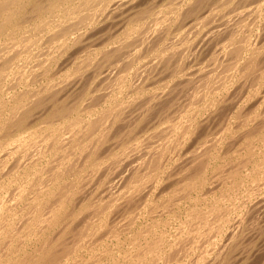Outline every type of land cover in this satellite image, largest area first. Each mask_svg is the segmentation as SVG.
<instances>
[{
    "label": "bare ground",
    "instance_id": "obj_1",
    "mask_svg": "<svg viewBox=\"0 0 264 264\" xmlns=\"http://www.w3.org/2000/svg\"><path fill=\"white\" fill-rule=\"evenodd\" d=\"M146 1L149 3V0H0V154L2 151L5 152L4 155H0V264H225L231 257L233 258L234 253L233 256L231 255L238 246L237 239H241L242 229L239 226L248 225L251 222L249 220L256 218L258 220L264 214V197L261 196L255 202L252 200L256 192L259 193L260 184L264 186V152L258 150L260 155L255 157V153L258 152H255V142L264 141V113L261 115L263 116L262 124L258 126L262 130L260 135H256L260 129L247 130L249 127L245 122L251 119L254 122L255 119L259 121L257 117L254 115V119L253 114L247 112L244 116L240 112L243 106L244 108L245 105L249 106L247 103L242 104L239 111L233 108L236 111L234 115L238 117L240 112L243 118L240 122L238 121L240 123L238 128L244 130L243 126L248 127L245 134L238 132L243 135L239 136L242 139L236 136L240 140L233 152L238 153L237 151L242 149L247 155L244 153L246 157H242L240 153L243 160L238 159L240 163L236 164L238 166L235 170L231 169L235 165H231V160L229 164L223 162L228 166L222 167L224 175L218 174V180L216 182L213 180L216 185L212 184L210 179L218 176L215 173L216 176L212 174L213 170L217 169V166L214 169L213 166L219 159L217 153L220 154L218 150L221 148L220 144L227 139L228 135H225V132L220 137H218L219 133L217 137L214 133L215 138L213 137L210 142L211 147L207 144L209 147L206 148V145L201 144L206 149L200 146L199 142L202 152L195 151L199 148L196 143L198 148L195 146V149L192 148L195 152L193 151V154L190 152L191 157H188V154L187 158H184L183 155L185 160L182 163L180 161V166L171 168L173 170L164 161L168 155L170 159L173 158L171 155L177 154L181 147H184L186 140L194 134L198 137V127L203 121L199 122L196 115L203 109L211 111L212 109H209L211 107L218 108L219 101L216 94H221L223 92L221 90L229 87L233 81L243 83L254 75L256 84H264V42L257 41L260 37L259 42L262 41L264 36L252 37L253 31L258 29L255 22L259 20V16H263L260 8L264 6V0H254V3L257 2V7L253 8L252 5L253 12H250L251 15L246 13V18L242 16L239 19L232 18L233 21L229 20L226 26L219 25L218 30L213 25L214 28L211 29H215L214 32L206 30L207 37L202 36L206 38H204L205 42L210 35L217 39L221 38L222 44H218L219 39L217 41L213 38L214 40L210 41L214 44L213 41L216 40L217 43L214 45L217 46L216 49L222 45L219 54L217 53V56L220 55L221 58H214L213 66L209 65L212 68L208 67L210 70L208 69L207 72L202 71L201 68L199 71L195 69L194 74L195 72H206V74L198 73L199 77L196 79L194 77V82L191 81L192 85L191 82H187L192 87L179 81L182 76L189 79L188 75L193 73L192 70L190 74H187V71L184 72L185 54L189 49L186 50L187 48L183 47L184 52L178 49L181 48L178 44L182 39L167 43L172 37V30L182 19L190 18V15L194 16L198 13V9L202 6L210 5L212 10L217 9L218 12L233 6L234 2L244 5L246 1H249L168 0L161 8L153 9L159 0H150L152 7L147 8L146 4V7L142 8L141 5L147 3ZM139 6H141L140 9ZM241 8L240 12L237 10L238 13L243 12ZM118 11H121L122 16L117 18L115 26L111 24L113 21L110 23L113 26L112 31L108 34L104 31L106 34H101L103 29L106 30V27L110 25L107 23L108 26L104 27L102 23L108 17L110 19V15H113L111 13L116 12L118 15ZM230 13L229 16H231ZM107 14L110 15L107 16ZM208 15L199 17L197 14L195 18L193 17L197 25L193 30L198 31L204 28L205 21L209 24L208 21L211 22L212 15ZM214 16L216 17V14ZM222 25L224 28L221 27ZM184 29H182L183 32ZM177 32L179 31L176 29L173 35ZM182 37L184 42L179 45L184 46L189 42L186 41L189 36ZM253 38L256 40L253 41ZM197 40L201 43L199 38ZM105 41L104 49L96 47L104 44ZM198 45L194 44L195 47ZM194 46L189 48L192 49ZM199 46L198 49L201 50L208 47L205 44L202 45L204 49ZM209 46L211 49L213 45ZM148 52H154L152 57L156 60L152 65H149L150 63L146 60L150 67L142 68L146 70L142 71L138 78L137 74L141 72V66L137 65L140 69L138 70L135 66L136 62L143 59L145 57L143 55ZM214 53L213 57L216 56ZM198 64H195V68L199 67ZM191 66H194V63ZM163 69L168 72L171 70L168 77L171 74L176 77L178 74L179 79L176 78L178 82L175 80L178 84L181 82V87L183 85L189 87L190 97L186 101L188 105L186 108L184 107L186 104L183 107L181 105L180 109L177 108L174 117L173 113L171 117L164 118L163 115L162 120L165 121L159 132L154 133L156 128H153V134L148 132L147 135H151L145 136V139L135 134L131 137L132 132H137L134 131L136 129L134 127L141 126L143 124L141 121L149 117L148 112L154 111H152V105L155 107L162 104V99L168 94L172 97L168 88H166L168 94L162 89L165 87L164 82L166 86L168 85L167 80L162 82L164 85L157 84L158 89H162L163 92L160 96L158 95L160 90L157 94L158 90L151 93L153 92L151 89L146 91L145 88L148 86L145 83L153 78L157 71L161 72ZM182 72L186 73L187 77ZM160 76L156 75L155 79H161ZM191 79L193 80V77L190 76L188 81ZM156 80L158 82V79ZM96 81L99 83L96 84ZM151 81L154 83L153 79ZM172 82L170 85L175 88L176 82L174 85ZM149 87L152 86L149 84ZM259 90L263 93L262 89ZM148 91H151L149 92L151 95L145 96L146 100H142L137 107L135 103ZM224 91L226 94L227 89ZM251 93L253 94V89L247 96ZM182 95L184 96L183 93ZM228 96L224 98L225 101L231 98ZM246 98L251 100L252 96ZM229 101L226 103H230ZM263 101L264 96L261 102ZM254 102L256 103L253 100L251 104L254 105ZM133 105H136L133 108L143 110L142 113L139 110H131ZM218 105L222 106L221 101ZM217 108L215 111L220 110V107ZM170 109L166 110L167 114L173 108ZM262 109L264 110V105L258 110L263 111ZM230 110L225 113H230ZM208 113L210 112H206L211 117L212 114ZM205 116L198 118L206 119L203 126H206L210 118L207 117V120ZM160 118L156 117L152 120ZM227 119L230 118H226V121ZM143 122L150 121L143 120ZM152 122L148 125L153 126L154 122L158 124L160 121ZM122 124L125 126L123 131L128 132L126 137H122V133H119ZM225 124L224 127L227 128ZM254 124H251L253 128ZM148 125L147 127L150 128L151 126ZM157 126L161 127L159 124ZM203 126L200 130H204ZM232 132H235L233 127ZM233 136L235 138V135ZM207 137L206 139H211L212 134L209 138ZM200 141L204 143L202 139ZM263 141L261 144L264 149ZM230 143L232 142L226 145L227 148L231 146ZM258 145L260 146V143ZM222 146L225 148L224 144ZM242 146L246 150H243ZM223 148L224 153L227 149ZM215 149H217L216 152H214ZM133 152L138 153L136 160L131 162L129 157L131 153L134 155ZM223 153H221L222 156L227 155ZM180 156L178 160L176 157L177 162ZM224 158L223 161L228 160V157L225 160ZM228 167L230 169L227 171ZM97 181L98 186L105 182L107 184L105 183L104 186H109H105L106 189H94L95 192L90 191L92 194L88 195L89 187L87 186ZM161 183L164 185L160 187ZM206 188H210L208 189L210 191H205ZM167 193L169 194L166 199L164 195ZM168 201H172V206L173 202H188L185 204V210H181V213L177 214L175 219L173 218L174 223L166 222L165 227L160 228L158 221L152 224L144 221V225L140 224L141 226L134 229L137 220L146 219V214L150 215L154 212L150 210L159 211L160 205L166 207L162 204ZM148 203L152 206L147 207ZM157 206H159L158 209ZM168 206L171 205L167 204ZM163 207L165 211L166 208ZM239 207L244 211L235 217L234 213ZM166 211L168 212L169 209ZM172 213L175 212L172 211ZM168 214L171 213L168 212ZM170 219L173 221L172 218ZM254 222L256 223V221L251 223ZM228 228L230 230L227 233ZM245 229L248 231V226H245ZM249 230L254 228L249 227ZM247 231L243 230L242 233L246 234ZM224 232L227 233L226 236ZM250 232L247 233L248 237L252 234V231ZM222 233H224L223 240L220 237ZM122 234L125 237H123L124 240ZM258 234L255 235L256 239ZM244 236L245 241L246 236ZM103 238L105 241L108 238H115L116 242L118 241L117 248L112 247V244V248L109 245V248H105L108 242L106 241L104 247ZM255 240L253 239L252 242ZM243 249L240 248L241 253L244 252ZM239 258L237 257L238 261ZM237 260L234 262L231 259L234 264L238 263Z\"/></svg>",
    "mask_w": 264,
    "mask_h": 264
},
{
    "label": "rangeland",
    "instance_id": "obj_2",
    "mask_svg": "<svg viewBox=\"0 0 264 264\" xmlns=\"http://www.w3.org/2000/svg\"><path fill=\"white\" fill-rule=\"evenodd\" d=\"M151 1H152V0H151ZM151 1L149 0V3H148L147 1H146L147 3H143L145 6L142 4V5H141L142 8H143V7L145 8V7H146V4H147V8H151V7H152V5H151ZM167 1H168V0H159V2L157 1L158 4H157L156 6H153V7H154L153 9H159V8H161V7L163 6V4L166 3ZM211 1H213V0H210L209 2H211ZM248 1H249V2L246 1L244 5H243L242 3H241V4H237V3L234 2L235 5L232 4L233 6H229L230 9H229V7H227V8H225L224 10H222V11H218V12L216 11L217 9H214L215 11L212 10L213 8H212L210 5H208V6L205 5V6H202L200 9H198V13H196L194 16L190 15V16H189L190 18H187V17L184 18L186 21H184V19H182L181 21H179V22L176 24V26H175V28H174V29H175V32H176V29H177V31H179V32H177L178 34L176 33L175 35H173V33H175V32H174V29H173L172 32H171L172 37L169 36V38H170V37H171V38L169 39V41H168L167 43L172 42V41H177V42H178V41L180 40V38H181L182 40L179 41V44H181V42H182V43L184 42V38H183L182 36H183V35H184V36H185V35H186V36H189V38L186 37V39L188 38L189 40H188V39H187V40L185 39L186 41H189V42H187V44H185L184 46H181V45L178 44V46L181 47V48H178V49H180L181 51L185 50V49H182L183 47H184V48H187L186 50H188V49L190 50V52H189V50H188V53H187V51H186V54H185L186 56H185V59H184V60H185L186 62L184 61V65H185L186 67H189V68L186 69V67H185L184 72L187 71L186 73H187V74H190V71L192 70V73L194 74L195 69H196V71H199V69L201 68L202 71L204 70V71L207 72L209 68H212V67L209 66V65L212 64V66H213L214 58H217V57H218V58H221L220 55L217 56V53L219 54L220 49H221L220 46H222V45L218 46V48L216 49L217 46H216V47L214 46V45H216V43H217V42H215L216 40L213 41L214 44H211L212 42H210V41H212V40H214V39H217V38H216V37H211L212 35H210V37H209V35H208V37L210 38V40H209V38H208L207 40H208L209 42H208V41L205 42L204 38L207 37V36H206L207 32L210 31V30H211L212 32H214L213 30H215V29H213V30L211 29V28H214V26H215L216 30H218V26L221 25V24H223V25L225 24V26H226L227 23L230 22V21L232 20V18H233V20H234L235 18L239 19L241 16L244 17V18H246V17H247V16H246V13L251 15L250 12H253L252 9L257 7V6H256V5H257V4H256L257 2L254 3V0H253V1L248 0ZM236 2H238V1H236ZM159 4H160L161 6H160ZM254 4H255V5H254ZM148 5H149V6H148ZM237 5H238V6H237ZM239 5H240V7H239ZM252 5H253L254 7H253ZM263 5H264V4H263ZM141 6H139V9L141 8ZM158 6H159V7H158ZM255 6H256V7H255ZM241 7L243 8V10H242ZM252 7H253V8H252ZM205 8H208V10H210V9H211V10L208 11L207 9L205 10ZM236 8H237V9H236ZM240 8H241V10L243 11V12L241 11L242 13H238V12H240ZM202 9H203V10H202ZM260 9H261V12H263V16H259V20H257V22H255V23H256V26H257L258 29L255 28L256 30L253 31L252 37L254 36V38H255V37L257 38V36H264V6H263V7L261 6ZM137 10H138V9H137ZM199 10H200L201 13H203V14H201ZM227 10H228V11H227ZM229 10H230L231 13L229 12ZM233 10H234V11H233ZM237 10H238V12H237ZM202 11H203V12H202ZM204 11H205V12H204ZM232 11H233V13H235V15L232 13ZM118 12H119V13H117L118 15H116V12H115V13H111V14H113V15H114V14L116 15V18H115V15H114V16L112 15V16L114 17V19L112 18V16H111L110 14H107V16L110 15V19H109V17H108V19H106V20L104 21L106 24H105L104 22L102 23V24L104 25V27L108 26V24H110L112 21H113L114 23L112 22L111 24H112V25L114 24L113 26H115V24H116L115 22H117V20H118L117 18H120V17L122 16L121 11H118ZM209 12H210V13H209ZM227 12H229V13L231 14V16H229V13H227ZM207 13L210 14V15H208ZM120 14H121V15H120ZM123 14H124V13H123ZM197 14L199 15V17H201V16L204 17V16H207V15H208V16H211V15H212L211 18H210V19H212V20H211V22H210V20L208 21L209 24L207 23V21H205L206 26H205L204 28H202V29H198V31L196 30V31H197V32H196L195 30H193V29H195V28L197 27V25H196V21H195L194 19H192V18H193V17L195 18ZM206 14H207V15H206ZM213 14H214V15L216 14V17H215ZM222 14H224V16H223ZM200 15H201V16H200ZM218 15H219V16H218ZM227 15H228V16H227ZM233 15H234V17H233ZM250 15H249V16H250ZM119 16H120V17H119ZM221 16H223V17H221ZM225 16H226L228 19L225 18ZM242 17H241V18H242ZM213 18H215V19L213 20ZM223 18H225V19H227V20L225 21V19L223 20ZM229 18H230V19H229ZM216 19H217V20H216ZM115 20H116V21H115ZM189 20H191V21H189ZM220 20H221V21H220ZM229 20H230V21H229ZM233 20H232V21H233ZM194 21H195V23H193ZM224 21H225V23H223ZM212 22H213V23H212ZM107 23H108V24H107ZM219 23H220V24H219ZM111 24L108 26L109 29H108V27H106L107 29H106V30L103 29V32H101V34H106V33H104V31H106L107 34H108L109 32H111L112 29H113V26H111ZM187 24H189V25L192 24V25L189 26V25H187ZM193 24H194V25H193ZM261 24H262V25H261ZM178 25L180 26V29H181V30L179 29V26H178ZM182 25H183V27H182ZM213 25H214V26H213ZM223 25H222L221 27H223ZM177 26H178V27H177ZM188 26H189V27H188ZM191 26H192V27H191ZM193 26H194V28H193ZM186 27H188V28H186ZM184 28H185V29H184ZM205 28H206V29H205ZM207 28H208V29H207ZM223 28H224V27H223ZM182 29H184V32H183ZM189 29H191V30L193 31L194 35H193L192 31H190ZM219 29H222V28H219ZM253 29H254V27H253ZM108 30H109V31H108ZM188 30H189L190 33H192V34H190ZM206 30H208V31H206ZM216 30H215V31H216ZM194 31H195V32H194ZM200 31H201V32H200ZM261 31H262L263 33H262ZM181 32L184 33V34H182ZM185 32H186V34H185ZM188 33H189V35H188ZM199 33H200V34H199ZM204 33H205V34H204ZM209 33H210V32H209ZM171 34H170V35H171ZM181 34H182V36H180ZM197 34H199V35H197ZM210 34H211V33H210ZM177 35L180 36V37L178 36L179 39H177V38H178ZM190 35H191V36H190ZM192 35H193V37H194L195 39H196V37H197V39L199 38V40H200L201 43H198L199 41H198L197 39L195 40V39L192 37ZM96 36H98V35H96ZM96 36H94V37H96ZM173 36L176 37V38H174ZM195 36H196V37H195ZM198 36H199V37H198ZM202 36H205V37L203 38ZM202 38H203V39H202ZM211 38H212V39H211ZM213 38H214V39H213ZM254 38H253V41L256 40V39H254ZM175 39H177V40H175ZM193 39H194V40H193ZM205 39H206V38H205ZM218 39L220 40V42H218V44H219V43L222 44V42H221V38H218ZM218 39H217V41H219ZM259 39L261 40V37H260ZM259 39L257 40L258 43H263V42H264V38H263V40L260 41V42H259ZM192 40H193L194 42H193ZM203 40H204V41H203ZM195 41H196V42H195ZM192 42H193V43H192ZM105 43H106V41L104 42V44L102 43V44H100V45H98V46H96V47H98V48H103V49H104L105 46H106ZM190 43H191V45H190ZM202 43H203V44H202ZM208 43H209V44H208ZM194 44H195V45H196V44H197V45L200 44V46L198 45L199 48H200L202 45H204V44H205L206 47H207V46H208V47L204 49V46H202V49H204V50H201V49H198V46H196V47H197V48H196V47L194 46ZM206 44H207V45H206ZM218 44H217V45H218ZM101 45H102V46H101ZM104 45H105V46H104ZM188 45H189V46H188ZM192 45L194 46V47H192L193 50L189 48V47H191ZM209 45H213L214 47L211 46V49H210V48H209V47H210ZM212 47H213V48H212ZM140 48H141V45H140ZM195 48H196V49H195ZM214 48H215V49H214ZM213 49H214V50H213ZM191 50H192V51H191ZM196 50H198V52H197ZM199 50H200V51H199ZM212 50H213L215 53H214ZM216 50H218V51H216ZM193 51H195L197 54H196L195 52H193ZM210 51H212L214 54H216V56L214 55L215 57H213V53L210 52ZM183 52H184V51H183ZM183 52H182V53H183ZM191 52H192V53H191ZM202 52H204L203 55H202ZM182 53H181V54H182ZM190 53H191V54H190ZM206 53H207V54H206ZM152 54L154 55V52H148V53H146L145 55H143V57L145 56L143 59H139V62H136V65H135V66H136L137 69H138L137 65L141 66V67H140L141 72H138V70H140V69L137 70V69L135 68V70L138 72V74H137V77H138V78H139V76H140V73H142V71L146 70V69H142V68H147L148 63H150L149 65L154 64V61H155L156 59H153ZM188 54H189V55H188ZM195 54H196L197 56H195ZM208 54H209V55H208ZM198 55H199V56H198ZM194 56H195V57H194ZM150 57H151V58H150ZM192 57H193V58H192ZM196 57H197V58H196ZM212 57H213V58H212ZM187 58H188V59H187ZM189 58H191L192 61H191ZM210 58H212V59L210 60ZM149 59H151V60H149ZM193 59H194V60H193ZM196 59H197V60H196ZM207 59H209V60H207ZM144 60H145V61L148 60V63H147V61H146V64H145V63H144V62H145ZM188 60H190V61H188ZM199 60H200V61H199ZM202 60H203V61H202ZM140 61H141V62H140ZM142 61H144V62H142ZM152 61H153V62H152ZM195 61H197V62H195ZM208 61H211V62L208 63ZM151 62H152V63H151ZM188 62H189V65H190V66L188 65ZM190 62H191V64H190ZM141 63H142V64H145V65H140ZM193 63H194V66H191ZM197 63H199V64L197 65V66H199V67L195 68V67H196L195 64H197ZM205 63H206V66H205ZM203 65L206 67V69H204L205 67H204ZM201 66H202V67H201ZM148 67H150V66H148ZM193 67H194V68H193ZM208 67H209V68H208ZM192 68H193V69H192ZM263 69H264V68H263ZM105 70H106V69H105ZM163 70H164V69H163ZM163 70H162V71H163ZM188 70H189V71H188ZM209 70H210V69H209ZM162 71H161V72H162ZM170 71H171V70H169V72H168V70H164L162 73H161L160 71H157V72H156L157 74H154L153 78L149 79V81H147V82L145 83L146 86H147V85L149 86V84H150V86L153 87V89H152V87H151V88H150V87L148 88V86L145 87V88H146V91L151 89L153 92H151V91L146 92L145 95L142 96V97L139 99V101H138L137 103H135V104L137 105V107L140 105V103L142 102V100H144V99L146 100V97H148L149 95H151V93H154L155 91L158 90V91H157V94H158V92H159L160 89H158L159 86L157 87V84H158V85L163 84L162 82H163V81H166V80H167V82H168V83H167V84H168V85H167L168 87L166 86V83L164 82L165 87L162 88V89H164L163 92H165V93L168 94L167 89H166V88H168V89H169V90H168L169 93H170V92L172 93V95H171L172 97H170L169 94H168L169 97H168L167 95H166L164 98L162 97V98H163V99H162V101H163L162 104H158V105H160V106L155 105V107H154V106L151 104L152 107H153L152 111L154 110V111H156V112L153 111V112L151 113V110H150V111L148 112V114H149V117H151V116H154V117H151V118H149V117H148V118L145 117V119H143V120H145V121H150V122H146V123H144L143 120H142V121H141V124L143 123L144 126H143V124L141 125V126H143V127H141L140 125H136V127H134V129L136 128L134 131H137V132H136L137 135H136V133H133V132H132V134H130L131 137L134 136V134H135V136L140 137V138H142V139H143V138L145 139V136L148 137V135L153 134V132H154V133H156L157 131L159 132V130L162 128V124H163L164 121H165V120H162V116L164 115V116H163L164 118H166V117H171L170 115L173 113L172 115H173V117H174V113L176 114V112H177L176 110H178L177 108L181 107V105H182V107H183L184 104L187 103L186 101H188V99H189V97H190V95L188 94V93H190V89H189L188 86L192 87V86H191V85H192V82H191V81L194 82V77H195V79H196L197 77H199V76H198V73H200L201 75H203L204 73L206 74V72H195L194 75H193V74H192V75L190 74V75H188V77H187V74L182 72V74H186L185 76H186L187 78H189V79H190V76H191V78L193 77V80L191 79L190 81H188L189 79L182 78V77H184V76H182L181 73H180V75L182 76V77L180 76L182 80L180 79L179 81H182V84H183V83H186L185 85H188L189 83L187 84V82H191V85L189 84L187 87H185V86L183 85V86L181 87V86H180V85H182V84H180L181 82H179V84H178V83H177L178 80L176 79V78L179 77V75L176 74V77H175V75H172V74H171V76L168 77V75H170L169 73H171ZM159 72H160V74H162V75L164 74V75H165V76L163 75L164 78H163L162 75L160 76ZM188 72H189V73H188ZM165 73H166V74H165ZM90 75H91V74H89V76H90ZM156 75H157V77H159V76L161 77V79H160V78H156V79H158V82H157V80L155 79ZM165 77H166L167 79H166ZM172 77H175V78H172ZM253 78L255 79L256 76L254 75V77L249 78L247 81H245V80L243 81V80H242V81H243V83L241 82L242 84H241L240 81H239L240 85H239V83H237L238 81H237V82H236V81H233L232 84H230L229 87L226 88V89H227V93H226V94H225V91H224V90H226V89L221 90V91H223L221 94H219V95L216 94V96L218 97V101H219L218 103L220 104V101H221V104H222V106H220V105H218V103H217V106L220 107V108L218 107V108L220 109L219 111H221V112H219V111H217V110L215 111V108H217V107H215V108H214V107L209 108L210 110L212 109V110H211L212 113H211V111H209L208 109H206V110L203 109V110H205L204 112H203V110H202V112H203L204 114H203L201 111H200V112L198 111L199 113H198L196 116H197V120H198L199 122H201V121H203V123L206 122V119H205V120H204V119H203V120H200V119L202 118V116H205L206 112H210V113H208V114H212V116L210 117V115L208 116V115L206 114L207 116H205V117H206V118H207V117H210L211 119H212V118H213V119L211 120V119L209 118V120H208V118H207V120H208L207 122H208V123L206 124V126H205V125L203 126V123L201 122V123H200V126H199V127L197 126V127H198V131H199V132L197 131V132H198V133H197V134H198V137H197V135H196V137H195V134H194L193 137H190V139H187L186 141H187L188 143H190V142H191V143L188 144V143L185 141L186 143L184 144V147H181V149L178 151L177 154L171 155V156H173V158L171 157V159H170V156H169V155L166 156L167 158L165 157L164 161L167 162V166L169 165V168H170V169L173 168V167L176 168L177 165L180 166V164H179L180 161H181V163H182V162L185 160V159H183V157H182L183 155H184V158H187L186 156H187L188 154H189L188 157H191L190 154H191V153L193 154V151H194L195 147L198 148L197 146H199V142H200V146H202V145L205 146V145H206L205 147L208 148V147L211 145L210 142H212L213 137H214L215 135H216V137H217V134H218V133H219V134H218V135H219L218 137H220L221 134L224 133V132H225V133H224L225 135H228V136H226L227 139H228V138H229V139H228V140L226 139V140H225L226 143L223 142V143H221L220 146H219V147H221V148L218 149V150H220V151H219L220 154L217 153V155H218V158H219V159H221V158H222V159H221L220 161H219V159L216 161V163H215L214 166H213V169H214L216 166H217V169H214L212 174L215 173V174H217V175H218V174L224 175V172H223V168H224V167H223V166H226L227 164H229V163H231V162H232V163H231L232 166H233L234 164H235V165H234L233 168H231L232 166H229V167H230L232 170H235V168H237L238 165H236V164H238V162H239L238 159L241 158V157H240V153L242 154V157L244 156V153L247 155V153H246L245 151H242V149H241L240 151L238 150V151H237L238 153H236V152L234 153V152H233V151L236 150V148H237V144H238L237 142H239V140H240L239 138L242 139V137H239L242 133H238V132H243V133L245 134V133L247 132V131H246V128H248V127H249V128H248L247 130H252V131H254L255 129L259 128L260 131L257 132L256 135H260L259 133H260L261 130H262V128H260V127H258V126L262 124L261 121H263V120H262V117L264 116V114H263V113H264V110L262 109L263 111H261V110L259 111L258 109L263 108V105H264V101L261 102L262 97L264 96V84L259 83V84H260V86H259L260 88H259V87H258L259 84H256V82H255L256 80H254ZM136 79H137V78H136ZM152 79L154 80V83H152V81H151ZM175 79L177 80V82H176ZM178 79H179V78H178ZM184 79L186 80V82H183V81H185ZM251 79H253V80H251ZM171 80H173L174 82H176V83H175V85H176L175 88H172V86L170 85V84H171L170 82H172ZM99 81H100V80H99ZM99 81H96V84H97V82L99 83ZM155 81H156V84H155ZM249 81H250L251 83H250ZM174 82H172L173 85H174ZM148 83H149V84H148ZM236 83H237V84H236ZM151 84H152V85H151ZM164 84H163V85H164ZM245 84H246V85H245ZM154 85L156 86V88H155ZM233 85H235V86H233ZM237 85H238V87L241 86L242 88L240 87V88L238 89ZM178 86H179V87H178ZM245 86H246L247 88H246ZM255 86H257V87L255 88ZM184 87H185V88H184ZM249 87H250V88H249ZM179 88H180V89H179ZM186 88H187V89H186ZM229 88H230V89H229ZM162 89H161V90H162ZM165 89H166V90H165ZM170 89H171V90L173 89L174 92L171 91ZM185 89L188 90V92H185V91H186ZM231 89H233V90H231ZM237 89H238V90H237ZM243 89H244V90H243ZM252 89H253V94L251 93V94H249V95H251L252 98H255V99H256V100L253 99V100L256 101V103H257V104H256V103L254 102V105L251 104V103H253V100H252L251 96H249V95L247 96L248 92H249V93L252 92ZM259 89H262L263 93L260 92L261 90H259ZM154 90H155V91H154ZM161 90H160V91H161ZM175 90H176V91H175ZM177 90H178V91H177ZM229 90L232 91V92H230ZM179 91H180V92H179ZM182 91H183V92H182ZM233 91H234V92H233ZM254 91H255V92H254ZM257 91H259V93H258ZM149 92H151V93L149 94ZM163 92L161 91V92H160L161 94L159 93L158 95H159V96L162 95ZM175 92H176V94H175ZM178 92H179V93H178ZM181 92L184 94V96L182 95ZM171 93H170V94H171ZM180 93H181V94H180ZM255 93H256V94H255ZM148 94H149V95H148ZM177 94H178V97H177ZM230 94H231L232 96H230ZM244 94H246V96H245ZM180 95H181V96H180ZM227 95H229L228 97H231V98L233 97L232 99L230 98L232 102L229 101V100H230L229 98H228L229 100L226 99V101H225L224 98H227V97H226ZM256 95H258L259 100H258V97H257ZM145 96H146V97H145ZM187 96H188V97H187ZM237 96H238V98H236ZM244 96H245V97H244ZM261 96H262V97H261ZM176 97H177V98H176ZM185 97H186V98H185ZM246 97L251 98V100H250V99H247ZM260 97H261V98H260ZM167 98H169L170 100H168ZM171 98H172V99H171ZM184 98H185V99H184ZM219 98H220V99H219ZM175 99H176V100H175ZM180 99H181V100H180ZM221 99H223L224 101L221 100ZM243 99H244L245 101H244ZM140 100H141V101H140ZM145 100H144V101H145ZM165 100H167L168 102H166ZM234 100H235V101H234ZM257 100H258V101H257ZM144 101H143V102H144ZM164 101H165V102H164ZM228 101H229L230 103L227 104L226 102H228ZM238 101H239V103H238ZM246 101H247V102H246ZM181 102H182V104H181ZM183 102H184V103H183ZM223 102H224L225 104H224ZM166 103H167V104H166ZM178 103H179V104H178ZM244 103H245V104L247 103L249 106L245 105ZM261 103H262V104H261ZM169 104H171V105H169ZM176 104H177L178 106H177ZM223 104H224V105H223ZM236 104H237V105H236ZM242 104L245 105V108H244V106H243V108L240 109L241 106H242ZM250 104L253 105V106H251ZM258 104H259V105H258ZM136 105L131 106V110H132V109H135V111L139 110V111L142 113L143 110H141V109H137V107H136V108H133V107H135ZM161 105H162V107H161ZM166 105H167V107H166ZM168 105H169V106H168ZM179 105H180V106H179ZM187 105H188V104H186L184 107L186 108ZM238 105H239V106H238ZM261 105H262V106H261ZM157 106H158V108H157ZM160 107H161V108H160ZM171 107H172L173 109H172ZM175 107H176V108H175ZM225 107H226V108H225ZM255 107H256L257 110L255 109ZM166 108H167V109H166ZM170 108H171L172 110H171ZM174 108H175V109H174ZM213 108H214V110H213ZM218 108H217V109H218ZM231 108H232V110H230ZM233 108L237 109L236 111H239V109H240V110H241L240 112H242L244 116H245V114H246L247 112H249V113L253 114V118H254V119H255V116H256L257 119H258L259 121H257V120L255 119V122H254V121H251V120H253V119H251V120L245 122L246 125L248 124V125H247L248 127H246V126H243V127H245V128L242 127L245 131L242 130V129H239V128H238V126H239V124H240L239 122H240V120L243 119V118H242V116H240V114H241L240 112L238 113V114H239V116H238L239 118H238L236 115H234V114H236V111H235V109L233 110ZM248 108H249L250 110H249ZM165 109H166V110L170 109L171 111H169V113L167 114ZM179 109H180V108H179ZM243 109H244L246 112H243V111H244ZM254 109H255V110H254ZM131 110H130V111H131ZM164 110H165V111H164ZM227 110H230V113H225V111H226V112H229V111H227ZM242 110H243V111H242ZM248 110H249V111H248ZM253 110H254V111H253ZM159 111H161V112H159ZM172 111H173V112H172ZM214 111H215L216 113H215ZM132 112H133V114H134V110H133ZM213 112H214L215 114H214ZM231 112H232V113H231ZM254 112H255V113L258 112V113L255 114ZM156 113H157V114H156ZM161 113H162V115H161ZM165 113H166V114H165ZM259 113H260V114H259ZM152 114H153V115H152ZM155 114H156V115H155ZM190 114H191V112H190ZM229 114H231V115H229ZM262 114H263V116L261 117ZM200 115H201V116H200ZM221 115H222V116H221ZM224 115H225V116H224ZM254 115H255V116H254ZM213 116H214V117H213ZM220 116H221V117H220ZM226 116H227V117H226ZM229 116H230V117H229ZM231 116H232V117H231ZM156 117H158V118L161 117V118H160L159 120H157V119H156V120H152V119H155ZM205 117H203V118H205ZM234 117H236L237 120H235L236 118H234ZM146 118H147V119H146ZM198 118H200V119H198ZM226 118H230L231 121H229L230 119H227V121H228V122H227V121H226ZM233 118H234V122H235V123H234L233 120H232ZM263 118H264V117H263ZM217 119H218V120H217ZM197 120H196V121H197ZM213 120H214V121H213ZM152 121H153V122H154V121H160V122H162V123H160V122L158 123L159 125H161V127H160V126H157V125H158L157 122H154V123H153ZM211 121H212V122H211ZM215 121H216V122H215ZM238 121H239V122H238ZM256 121H257V123H259V122H261V123H260V124H257ZM151 122L153 123V124H152L153 126H151V124L148 125V123H151ZM199 122H197V123H198L197 125H199ZM229 122H230V124H229ZM231 122H232V123H231ZM248 122H249V123H248ZM209 123H210V124H209ZM225 123H226V124H225ZM233 123H234L235 126L233 125ZM250 123H251V124H252V123H255V124H254L255 126H256V124H257V127L254 126V128H253V127H252L253 125L251 126ZM123 124H124V123H123ZM123 124L120 126V132H119V133H122V137H126L125 135H126L128 132H126V130L123 131V130L125 129V126H124L125 124H124V125H123ZM145 124H146V125H145ZM155 124H156V125H155ZM208 124H209L210 126H209ZM224 124H225V126H227V128H228L230 131H229L227 128L224 127ZM228 124H229V125H228ZM147 125H148V126H151V127L149 128V127H147ZM215 125H217V127H215ZM236 125H237V127H236ZM132 126H133V125H132ZM132 126H131V127H132ZM202 126H203V129H204V130H200V129L202 128ZM159 127H160V128H159ZM206 127H207V128H206ZM211 127H213V128H211ZM232 127H233V131L235 130L236 133H235V132H234V133L232 132ZM240 127H241V126H240ZM250 127H251L252 129H251ZM137 128H138V129H137ZM153 128H156L157 130L154 129L155 131H153V130H152ZM158 128H159V129H158ZM205 128H206V129H205ZM209 128H211V129H209ZM217 128H218V129H217ZM221 128H223V129H221ZM224 128H225V130H224ZM121 129H122V130H121ZM139 129H140V130H139ZM141 129H142V130H141ZM144 129H145V131H144ZM216 129H217V130H216ZM219 129H221V131H220ZM226 129H227V131H226ZM147 130H148V131H147ZM236 130H238V131H236ZM121 131H122V132H121ZM143 131H144V133H143ZM152 131H153V132H152ZM216 131H218V132H216ZM222 131H223V132H222ZM228 131H229L230 133H228ZM148 132H149V133L152 132V133L147 135ZM209 132H210V133H209ZM220 132H221V133H220ZM231 132H232V133H231ZM139 133H140V134H139ZM141 133H143V134H141ZM206 133H207V134H206ZM214 133H215V135H214ZM199 134H200V135H199ZM209 134H210V135H209ZM211 134H212V137H210L211 139H206V137L208 136L207 138H209V136H211ZM231 134L235 135L236 140H235V138H234L233 135H232V136H233L234 139L232 138ZM238 134H239V135H238ZM123 135H124V136H123ZM201 135H202V136H201ZM222 135H223V134H222ZM242 135H243V134H242ZM143 136H144V137H143ZM205 136H206V137H205ZM236 136H238L239 138L236 137ZM147 137H146V138H147ZM200 137H201V138H200ZM204 138H205V140H204ZM214 138H215V137H214ZM201 139H202V142H204V143H201V141H200ZM237 139H238V141H237ZM147 140H148V139H147ZM147 140H145V142H147ZM189 141H190V142H189ZM197 141H198V142H197ZM230 141L232 142V143H230L231 146H229V147L227 148V146L229 145L228 143H229ZM234 141H236V142H234ZM262 141H263V140H262ZM262 141L260 142V140H259L260 146L258 145L259 143L255 142V146H256V148H255L256 151H255V152H257L258 150H260V151L262 150V151L264 152V149H263L262 144H261ZM208 142H209V143H208ZM263 142H264V141H263ZM196 143H198V145H197ZM233 143H234V144H233ZM201 144H202V145H201ZM207 144H209V146H208ZM223 144L225 145V148H223V147H224V146H222ZM227 144H228V145H227ZM185 145H186V146H185ZM196 145H197V146H196ZM226 145H227V146H226ZM194 146H195V147H194ZM200 146H199L198 149H195V151H196V150H200ZM204 146H202V147H203L204 149H206ZM207 146H208V147H207ZM258 146L261 147V148H259ZM186 147L188 148L189 151L187 150ZM189 147H190V148H189ZM202 147H201V148H202ZM210 147H211V146H210ZM242 147H243V150H246L244 146H242ZM182 148H183V149H182ZM192 148H194V149L192 150ZM203 148H202V149H203ZM222 148H223V149H227V151L225 150L226 152L223 153L224 150H222ZM258 148H259V149H258ZM204 149H203V150H204ZM230 149H231V151H228V150H230ZM186 150H187V151H186ZM211 150H212V149H211ZM216 150H217V149H215L214 152H216ZM141 151H142V150H141ZM180 151H181L183 154L180 153ZM183 151H184V152H183ZM195 151H194V152H195ZM200 151L202 152V150H200ZM200 151H199V152H200ZM221 151H222V152H221ZM260 151H258L257 153H255L256 156H255V155H254V156H255L256 158L258 157L257 155H260V153H259ZM190 152H191V153H190ZM203 152H204V151H203ZM228 152H229V154H228ZM230 152H232V153L230 154ZM242 152H243V153H242ZM4 153H5V152L2 151V153H1L0 155H4ZM133 153H134V155L131 153V156L133 155L132 158H131V156L129 157V160L131 159V162H132V160H134L135 158H137V155H136V154H137L138 152H137V153L133 152ZM196 153H198V151H197ZM221 153H223V155H224V154H225V155L227 154V155H226V156H222ZM178 154L181 155V156H180V160L177 162V160L179 159V157H178L179 155H178ZM185 154H186V155H185ZM232 154H233V155H232ZM175 155H176V156H175ZM228 155L230 156V158H229ZM231 155H232V156H231ZM237 155H239V156H237ZM246 155H245L244 157H246ZM219 156H220L221 158H220ZM176 157H177V160H176ZM224 157H226V158L228 157V160H227L226 158H224ZM223 158H224V160H225V159H226V160L223 161ZM234 158H235V159H234ZM167 159H169V160H167ZM182 159H183V160H182ZM241 159H242V158H241ZM135 160H136V159H135ZM230 160H231V162H230ZM234 160H236L237 162H236V161L234 162ZM239 160H240V159H239ZM242 160H243V159H242ZM221 161H222V162H221ZM174 162H176V164H175ZM219 162H220V163H219ZM223 162H224V163H227V164L225 165ZM228 162H229V163H228ZM172 163H173V164H172ZM221 163H222V164H221ZM239 163H240V162H239ZM219 164H221L222 166L219 165ZM223 164H224V165H223ZM171 166H172V167H171ZM220 166H221V167H220ZM227 166H228V165H227ZM219 167H220V168H219ZM222 167H223V168H222ZM229 167H228L227 171L230 169ZM221 168H222V169H221ZM225 168H226V167H225ZM171 170H173V169H171ZM218 170H220L219 173H217ZM221 170H222V171H221ZM210 173H211V171H210ZM215 174H214V176H216ZM221 175H220V176H221ZM217 177H219V175L216 176V178L214 177L216 180H215V179H210L212 184L214 183V181L216 182V181L218 180ZM110 180H112V179H110ZM213 180H214V181H213ZM212 181H213V182H212ZM97 182H98V181H97ZM97 182H94V183H96V184H94V183L92 182V184L90 185V186L93 185L92 187L87 186V188L89 187V188H88V189H89V190H88L89 192L86 190L87 188H86L85 190L88 192V195H89L94 189H95V190H96V189L101 190V189H104V188L106 189V187L109 186V185H105L106 187L104 186V184H105L106 182H105L104 184L98 186L99 182H98V183H97ZM107 182H108V181H107ZM109 183H110V181H109ZM106 184H107V183H106ZM162 185H164V184L161 183V184H160V187H161ZM214 185H216V183H214ZM261 185H263V184H260V186H259V188L261 189V190L259 189V193H258V191H257L256 194H255V197H254V196L252 197L253 202H255V201H257L258 199H260L261 196L264 197V195H261V194H264V186H261ZM95 186H97V188H95ZM207 186L209 187L210 185H207ZM207 186H206V187H207ZM92 188H93V189H92ZM208 189H210V188H206L205 191H210V190H208ZM262 189H263V190H262ZM95 190H94V192H95ZM90 191H91V192H90ZM262 191H263V192H262ZM203 193H204V192H203ZM8 194H9V193H8ZM91 194H92V193H91ZM91 194H90V195H91ZM168 194H169V193H167V194L164 195L166 199H167V197H168V196H167ZM259 194H260V195H259ZM258 195H259L260 197H259ZM255 198H257V199L255 200ZM252 200H251V202H252ZM160 202H161V201H160ZM186 202H187V201H186ZM186 202H181V203H180V202H179V203H178V202H177V203L173 202V204H174L173 206H172V201H171V202L168 201V202H166L165 204H162V205L166 206V207H163V206H162V207H163V208H166V210L169 209L168 212L171 213V214H168V212H167L166 210H165V211H166V213H165V211L162 209L161 205L159 204V205H160V208H159V206H157V209L159 208V211L156 210V212H155V210H150V212H151V211H154V212H155V216H153V215H154V214H153L154 212H151L150 215L146 214V216H145L146 219H143V218H142L143 220H141V218H140L139 220H137V222H136L137 224H135L136 227H134V229L136 230V229L139 227L140 224H141V225H144V224H143L144 221H145L146 223L149 221V224H150V223H151V224H152V223H157V221H158V225H159V223H160L159 226H161L160 228L165 227L164 225L166 224V222H172V223H174V222H175L174 219L176 218L175 216H176L177 214L181 213V210H182V211L185 210V208H186V205H185V204H188V202H187V203H186ZM148 204H149V205H148ZM148 204L146 205L147 207H151V206H152L151 203H148ZM167 204H168V205H171V206H168V207H169V208H168V207H167ZM177 205H178V206H177ZM239 206H240V203H239ZM175 207H176V208H175ZM177 207H178V208H177ZM173 208H175V209H173ZM170 209H172V210H170ZM176 209H177L178 211H176ZM160 210H162V211H160ZM157 211H158V214H156ZM163 211H164V213H162ZM172 211L175 212V213H172ZM241 211H244V209H243V210H242V209L240 210V207H239V208H238V211L234 213V216L236 217L238 214L241 213ZM159 213H160V214H159ZM161 213H162V215H161ZM163 214H165V215H163ZM169 215H170V216H169ZM262 215H263V216H262ZM262 215H261V217L258 218V220H256L257 218L254 219V220H253V219H252V220H249V221H251V222H252V221H256V223H255V222H254V223H251V222L248 223V221H247L246 223H248V225H247V224H246V225H245V224H244V225L241 224V225L239 226V228L242 229L241 234H240L241 239L238 238L237 240H239V241L241 240V241H240V242L238 241V243H237L238 246L235 247V249L233 250L232 255H231V256H233V253H234L233 258L231 257V259H232L234 262H236L237 257H238V258L240 257V258H239V261L237 260V262H238L237 264H243V263H246V264H250V263H251V264H264V259H263V258H264V235H263V234H264V231L262 230V229H264V226H263V223H264V214H262ZM149 216H151V217L149 218ZM158 216H159V217H158ZM165 216H167V217H165ZM168 216H169V219H168ZM164 217H165V218H164ZM151 218H152V219H151ZM153 218H154V221H153ZM155 218H156V219H155ZM161 218H162L163 220H162ZM170 218H172L173 221H170V220H171ZM173 218H174V219H173ZM166 219H167V220H166ZM146 220H147V221H146ZM160 220H162V221H160ZM168 220H169V221H168ZM140 222H141V223H140ZM260 222H261V223H260ZM146 223H145V224H146ZM250 224H251V225H250ZM141 225H140V226H141ZM252 225H253V226L255 225V226L252 227ZM137 226H138V227H137ZM245 226H248V231H247V229H245ZM261 226H262L263 228H262ZM249 227H250V229H251V228H254V230H249ZM160 228H159L158 230H160ZM246 228H247V227H246ZM258 228H259L260 230H262L263 232H262V231L260 232V230H259ZM261 228H262V229H261ZM256 229H257V231H256ZM135 230H134V231H135ZM229 230H230V229L228 228L227 233L229 232ZM243 230H244L245 232L247 231V233H248V232L251 233L250 231H252V234H250L249 237H248V234H249V233H248V234H247V233L245 234V232L242 233ZM134 231H133V232H134ZM255 231H256V232H255ZM258 231H259V232H258ZM254 232H255V233H254ZM224 233H225V232H224ZM224 233H222V234L220 235V237H221L222 240L224 239V236H223ZM227 233H225V236L227 235ZM253 233H254V234H253ZM258 233H261V234H258ZM100 234H101V233H100ZM242 234H244L246 237H245L244 235H242ZM257 234H258V237H257V239H256V236H255V235H257ZM259 235L261 236V239H259V238H260ZM243 236L245 237V241H244ZM252 236H254V237L252 238ZM123 237H124V236H123V234H122V239H123ZM220 237H219V238H220ZM124 238H125V237H124ZM103 239H104V238H103ZM109 239H110V240H109ZM114 239H115V238H108V239H106V241L108 242L107 247H105V244L107 243V242L105 241V239H104L103 243H102V241H101V243L104 245L105 248H109V247H111V244H112V247L114 246V248H117L116 245L118 244V241L116 242V239H115V240H114ZM253 239H254V240L256 239L255 241H253V242H256V243H253V242H252ZM112 240H113V241H112ZM123 240H124V239H123ZM260 240H261V241H260ZM110 241H111V243H110ZM257 241H258V242H257ZM259 241H260V242H259ZM112 242H113V243H112ZM242 242H243V243H242ZM244 242H245V243H244ZM115 243H116V244H115ZM239 243H240V244H239ZM252 243H253V244H252ZM235 244H236V243H235ZM251 244H252V245H251ZM262 244H263V245H262ZM108 245H109V247H108ZM243 245H244V246H243ZM250 245H251V246H250ZM254 245H256V246H254ZM252 246H253V247H252ZM112 247H111V248H112ZM240 248H241V249L244 248V249H243V250H244L243 253H241ZM238 249H239V250H238ZM252 249H253V251H252ZM254 249H255V250H254ZM257 249H259V251H258ZM237 250H238V251H237ZM256 250H257V251H256ZM250 252H251V253H250ZM256 252H259V253H256ZM235 253H236V254H235ZM239 253H241V254H240V255H237V254H239ZM245 253H246V254L248 253V256H246ZM249 253L251 254V256H249V255H250ZM252 253H253V254H252ZM255 253H256V254H255ZM255 255H256V256H255ZM243 257L246 258V259H244ZM253 257H254V258H253ZM231 259H229L226 263H227V264H234L233 261H231ZM234 259H235V260H234ZM241 259H243V260H241ZM262 260H263V261H262ZM229 261H230L231 263H230ZM247 261H248V262H247ZM226 263H225V264H226Z\"/></svg>",
    "mask_w": 264,
    "mask_h": 264
}]
</instances>
